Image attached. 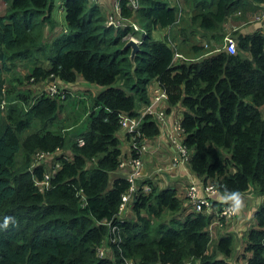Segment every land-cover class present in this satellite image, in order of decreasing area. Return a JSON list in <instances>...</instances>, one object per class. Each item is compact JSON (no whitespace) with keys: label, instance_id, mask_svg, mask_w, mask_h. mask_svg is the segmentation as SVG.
I'll return each mask as SVG.
<instances>
[{"label":"trees","instance_id":"16d2710c","mask_svg":"<svg viewBox=\"0 0 264 264\" xmlns=\"http://www.w3.org/2000/svg\"><path fill=\"white\" fill-rule=\"evenodd\" d=\"M1 1L5 10L0 15V88L14 62L33 61L40 54L46 67L34 62L26 80L47 82L53 77L66 89L80 76L100 90L87 92L91 95L85 125L76 133L83 144L77 146L76 139L65 143L69 159L60 160L49 185L39 191L34 179L42 177L45 166L28 171L26 165L33 152L64 145L63 128L48 127L57 123L69 96L40 93L29 98L28 92L4 88L0 225L5 217L14 222L0 227V264H123V259L139 264H232L227 258L234 230L215 231L213 237L222 234L207 254L213 238L207 232L210 217L189 211L179 219L182 201L173 186L158 188L148 179L139 182L148 183L150 190L132 203L135 220L117 216L120 194L128 186L116 174L123 151L116 136L118 116L141 111L153 81L165 93V113L175 105L184 109L181 142L188 152L186 168L196 181L216 184L218 197L251 189L261 198L251 213L253 224H243L240 243L245 258L241 264H264V26L257 24L261 18L252 24L256 28L241 27L229 34L235 53L222 49L193 61L178 58L173 64L170 38L155 39L152 32L175 25L181 14L179 0H137L132 10L127 0H119L120 15L143 31L132 61L129 49L123 48L131 28L106 25L97 3L61 0L60 23L66 31L44 40V29L55 26L50 14L58 7L54 0ZM182 1L193 10L190 22L204 31L213 30L236 10L241 16L257 7L264 12V0ZM85 98L84 94L79 100ZM33 121L37 129L20 140ZM139 130L143 138L158 134L149 115L143 116ZM20 150L26 163L13 168ZM103 241L111 258L96 254Z\"/></svg>","mask_w":264,"mask_h":264},{"label":"built area","instance_id":"2783aa9c","mask_svg":"<svg viewBox=\"0 0 264 264\" xmlns=\"http://www.w3.org/2000/svg\"><path fill=\"white\" fill-rule=\"evenodd\" d=\"M167 1L171 2L176 0ZM56 2L58 4V7L55 8L56 13L61 15V8L59 6L61 0H54L55 4ZM118 2L119 0H111V3L109 4L110 13L106 16L105 24L110 25L113 28L124 26L131 28L130 33L125 37V42L131 39L139 46L141 36L138 37L133 35L132 31H141V34L143 31L130 18H125L120 15ZM126 6L130 10L136 8L138 6L137 0H127ZM65 31L64 28L59 29V32ZM169 45L172 47L174 46L171 41L169 42ZM223 49L229 54L235 53V41L230 35H226L223 38ZM178 58L184 59L181 54L173 51L172 63L174 64ZM32 80L33 78L30 77L29 82H32ZM41 92L49 97L56 95L60 99H63L66 95L71 96V91L64 89L62 84L54 80L53 77H49V80L45 82ZM147 93L148 103L136 115L120 113L118 116L119 131H121L120 134H123L125 137L123 140L126 142V147L123 149L125 151L121 152L118 159L116 172H119V175L122 176L128 184L126 190L120 194V202L117 211V216L120 218L128 215L127 211H130L135 199L147 194L150 190L148 183L144 182L139 184V182L149 178L142 173V169L144 168L142 157L149 151V147H152L150 144L152 138H143L139 130V125L143 116L149 115L150 118L155 121L158 126V134L164 135V139L166 140L170 151L168 166L164 169L158 170L163 177L166 175L167 170L171 171L179 165L185 166L188 157V152L181 142L183 130L179 123L180 118L175 119L169 129H165L166 96L164 91L158 86L156 81H153L148 85ZM0 94V108H2L6 102L5 99L2 98L4 94L3 89L0 90ZM82 144L83 140L81 138H76V145L81 146ZM59 156L61 158L56 159ZM62 159L67 161L69 157L58 155L57 147L51 151H36L33 153L31 164L27 168L28 171H31V169L38 164L45 166V169L42 172V177L40 179H34V185L39 191H42L49 185V180L52 179L59 169L60 160ZM186 175L187 180L183 188V197L187 201L186 205L190 212L202 213L210 217L209 224L207 225L209 237H213L217 230L232 226L235 216L226 212L227 205L224 202L218 201L221 200V197H218L217 185L210 182L200 185L188 170L186 171ZM96 254L99 257L111 258L107 241L102 242L100 247L97 248ZM243 263H245V260ZM123 264H139V262L136 259H123Z\"/></svg>","mask_w":264,"mask_h":264},{"label":"rangeland","instance_id":"374dc122","mask_svg":"<svg viewBox=\"0 0 264 264\" xmlns=\"http://www.w3.org/2000/svg\"><path fill=\"white\" fill-rule=\"evenodd\" d=\"M179 7H181L180 10V17L177 18L175 25H172V27H167L163 29H154L152 32V36L156 38H163V36H167V38H170V41L174 44V51L181 54L182 57H184L187 60L193 61L197 60L199 57H202L203 55L212 54L217 51H220L223 49V38L226 35L231 34L233 29H238L241 27H248V29H254L256 27L252 26L254 21H257V18H261V15H264V12H262V9L260 10L259 7L251 9H246L243 15L239 14V12L234 11L233 13L228 16L227 19L222 21L220 24H218L213 30L209 31H204L199 29L195 24L190 22V13H193V10L189 8V5L187 2H184L182 0H179ZM103 9V8H102ZM5 10V4L0 0V15L4 13ZM110 13L108 12H103L104 17ZM182 15V16H181ZM51 17L55 21L54 28L49 30V28H45L43 35H44V40H47L51 34H55L60 28H61V23L59 22L58 15L56 13V9L54 8V11L51 12ZM243 17V19H242ZM229 22V23H228ZM226 23H228L226 25ZM232 25V26H231ZM231 26V27H230ZM136 36H141V31H136L135 32ZM177 44V49L175 48ZM192 47H199L198 51H194ZM36 57L34 58L33 61H16L14 62V65L12 69L8 73H4L3 80L1 82V89L4 90V88L13 90V87L23 91L24 93L28 92L29 98L31 96L39 95L42 93V88L45 84V81H36V82H29V79L26 80L25 76L29 73V70H31L33 63L46 67V62L44 60V57L40 54H35ZM19 77V81H17V78ZM10 80H13V82H9ZM85 86H88L90 90H95L97 91L98 89L93 85L88 82H83ZM92 85V86H91ZM69 88V86H66ZM70 89V88H69ZM15 91V90H14ZM88 91H71V96H69L68 99H66L64 102H62V108L60 112L57 115V123H54L51 125V127H48L51 130H56L60 129V127L63 128L60 132L63 133L64 136V145L62 147L56 146L58 148V155H65L68 156L70 155L68 147L65 145V143L68 140L74 141L78 136H76L77 132H80L84 128V123H85V118L86 114L88 112L89 108V98H90V93H87ZM44 94V93H43ZM84 94H85V100L81 101L79 100L80 98L84 99ZM264 112V111H263ZM38 127V123L33 121V125L25 132H22L19 137L20 140H23L25 135L27 133H32L35 131ZM66 128V129H65ZM121 131L118 130L117 134H120ZM74 137V138H73ZM55 147V148H56ZM36 152V151H35ZM33 152V153H35ZM30 156V161L28 163L29 166L31 164V158L32 155ZM26 163L25 160V155L22 150H20L15 158V163L13 165V168H21V166ZM151 168L149 169V172L147 173V176L149 177L148 179L152 182L153 185H156L158 188H161L163 186H175L177 182L174 183H168L165 184V179L160 174L159 172L156 173L155 170L157 167L162 168L163 166H160L158 164L152 165V163H149ZM167 174H169V171H166ZM187 180V179H186ZM186 180L179 181L176 184V194L180 197L182 201V209L178 212L179 214V219H182L183 215L186 212H189V209L186 205L187 201L182 194V189L186 184ZM249 193V194H248ZM244 195V194H243ZM249 196H256L254 192L250 189L246 197L250 199L251 197ZM245 198L244 196H242ZM251 204V203H250ZM249 203H245V208L247 210H243L240 215L237 216L235 222L237 223L239 231L242 233L244 231V222L249 221V225H252L253 222L251 220V216L249 215V211L252 208V205ZM143 214V211H141ZM126 219L128 220H135V217L133 215V212L130 211L128 212V215L126 216ZM235 219V218H234ZM233 219V220H234ZM224 229V228H223ZM235 227L233 228V230ZM219 234H222L219 232ZM219 234L216 233V236L213 238H209L208 246L206 253L211 254L213 251L214 244L216 242L217 237ZM235 237V234H233V238ZM241 238H237V240L233 239V249L230 257L227 259L230 261V263L234 264L235 261H240L243 262L245 258L244 256V251H242L241 248V243H240ZM247 255V254H245ZM219 257L218 254H215L213 256Z\"/></svg>","mask_w":264,"mask_h":264},{"label":"crops","instance_id":"0c3cea01","mask_svg":"<svg viewBox=\"0 0 264 264\" xmlns=\"http://www.w3.org/2000/svg\"><path fill=\"white\" fill-rule=\"evenodd\" d=\"M89 1L90 2H94V3H97L100 6V9H101L102 12H105L106 13L107 11L108 12L110 11L109 4L111 3V0H89ZM56 5H58L57 2H56ZM260 10H261V8H260ZM57 11H58V9H57ZM50 14H51V12H50ZM57 15H58L59 20H60L61 19V15L59 13H57ZM228 23H226V25ZM257 24L260 25V26H264V17L262 15H261V20ZM83 82L84 81L82 80V78L80 76H77L76 77V80L72 84H69L68 85L70 89L67 88V87H66V89H68L70 91H76V90L77 91H84V92L90 91L92 93H96L98 90H100V87L95 86V85L94 86L98 90L97 91L90 90L89 87L88 86H85V84ZM183 110L184 109L180 105H175L174 107L170 108L169 112L166 113L165 129H169V127L171 126V124L173 123V121L175 119L181 118V113H182ZM116 136H118V139L120 140V147H121V149H125L126 142L123 140L125 138L124 135L123 134L122 135L120 134V136H119V134L116 133ZM150 144L152 145V147L151 148L149 147V149H148L149 151L147 153H145L143 155V157H142V159H143V167H144L142 169V173L146 177H147V173L149 172V169L151 168V166L149 165V163H152V165L153 164L154 165L158 164L160 166H163L162 168H159V167L156 168L155 172L158 173V170L164 169V168H166L168 166V164H169V158H170V151H169V148L167 146V142L164 139V135L157 134L156 136L152 137V140H150ZM124 151L125 150H123L121 152H124ZM186 171H187L186 165L185 166L184 165H179L177 168L172 169L171 171H169V174L166 173V175H164L165 184L174 183V182H177L178 183L179 181L186 180L187 179ZM116 174H120V173L119 172H116ZM176 184H175V186H173L174 188H176ZM246 194L247 193H245L244 195L242 194V196L245 197V198H243L244 199V203H249V204L251 203L250 205H252V208L249 211V215L251 216V213H252L253 209L256 207L257 203H259V201L261 200V198L254 192V194L256 196H249L251 198L248 199L246 197ZM181 196H183V189H182ZM218 201L221 202L222 199L221 200H218ZM243 210H247V209L244 207ZM127 212H129V211H127ZM236 218H237V216H235V219L232 222L233 223L232 226H230L228 228L230 230V232H231V231H233V228L235 227L234 232H231L232 234L237 233V234H235V237L233 238L235 240H237L238 236H240L241 239H242V237H243V235L245 233V232H242L241 233L239 231V229H237L238 225L235 222ZM245 224H248V222H246ZM244 260H243V262H244ZM243 262H241V263H243ZM241 263H240V261H235L234 262V264H241Z\"/></svg>","mask_w":264,"mask_h":264},{"label":"clouds","instance_id":"9594fccd","mask_svg":"<svg viewBox=\"0 0 264 264\" xmlns=\"http://www.w3.org/2000/svg\"><path fill=\"white\" fill-rule=\"evenodd\" d=\"M59 30L56 32L58 33ZM222 202L227 205L226 212L233 216H238L242 213L245 203L242 197V194L239 191H231L225 192V194L221 197ZM126 218V216H123ZM10 222H14L12 217H5L3 225L0 227L7 228Z\"/></svg>","mask_w":264,"mask_h":264},{"label":"water","instance_id":"95a60500","mask_svg":"<svg viewBox=\"0 0 264 264\" xmlns=\"http://www.w3.org/2000/svg\"><path fill=\"white\" fill-rule=\"evenodd\" d=\"M123 48H128L129 49V55L128 58L130 61H132L135 53L138 51L139 47L138 45H136L131 39L127 40L124 45Z\"/></svg>","mask_w":264,"mask_h":264}]
</instances>
